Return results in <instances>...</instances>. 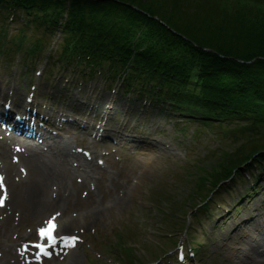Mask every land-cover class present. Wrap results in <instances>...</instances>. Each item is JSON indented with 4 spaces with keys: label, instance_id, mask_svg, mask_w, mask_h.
<instances>
[{
    "label": "rangeland",
    "instance_id": "rangeland-1",
    "mask_svg": "<svg viewBox=\"0 0 264 264\" xmlns=\"http://www.w3.org/2000/svg\"><path fill=\"white\" fill-rule=\"evenodd\" d=\"M18 26L15 20L12 28ZM54 42L52 39L51 44ZM41 64L37 68L45 72L44 64ZM57 75L58 71L54 69L52 76H37L31 67L26 69L16 63L10 70H0V89H15L18 98H25L23 109L20 105L12 106V97L5 96L0 98V106L6 109L4 104L8 102L7 111L20 117L15 121L22 128L36 129L42 123L50 131H58L73 149L77 146L76 150L93 155L99 169L97 173L90 171L92 197L96 202L106 204L110 197L122 198L120 207L103 205L102 214L94 223H89L84 232L78 233L79 226L76 225L64 231L68 237L79 238L75 249L76 264H130L125 261L127 259H120V247L132 250L133 264H230L228 250L220 245L223 234L227 224L238 222V215L248 213L251 207L257 205L259 210H264V179L255 182L252 177V182L248 183V178H237L232 188L224 190L225 187H220L212 192L209 188L197 191L194 180L201 168L214 171L224 154L235 153L259 136L264 128L237 125L232 121L221 123L219 127L198 125L186 121L183 114L169 113L166 104L160 107L147 101L146 97L142 102L139 96L130 94L117 95L114 100L111 89L105 87L100 94L96 92L100 87H94L93 91L89 85L85 86L86 83L76 85L70 78L67 82L68 73ZM94 76L92 81L100 84L102 77ZM116 82L119 81L116 79L113 84ZM32 87L35 90L33 99L30 97ZM5 109L0 108V130L9 133L12 131L4 123ZM74 113L80 115L75 117ZM54 116L55 122L52 121ZM63 116L67 119L62 126ZM44 118L49 121L47 125L41 121ZM71 119L81 125L88 124L93 128L91 130L98 128L100 136L92 139L84 133L83 137L79 128L70 125ZM102 129L109 134H104ZM81 139L85 140L83 144L86 141L89 144H79ZM0 140L1 151L4 147L3 139ZM17 140L21 142L23 137ZM255 185L263 187L260 190L262 196L254 199L256 203L241 201L239 196H245L249 191L251 194ZM77 194L85 202L86 191L78 190ZM209 194L207 203L201 205L204 195ZM76 197L74 192L73 198ZM73 207L68 208L66 214L71 210L76 212ZM82 207H78L83 209L81 212L85 211L86 205ZM15 208L14 218L7 225H0V258L7 259L8 251L14 253L24 242L27 241L26 246H29V242L35 241L36 228L54 214L56 205L34 216ZM25 237L27 240L23 241ZM124 244L126 247L122 246ZM63 262L64 258H55L46 264Z\"/></svg>",
    "mask_w": 264,
    "mask_h": 264
},
{
    "label": "trees",
    "instance_id": "trees-1",
    "mask_svg": "<svg viewBox=\"0 0 264 264\" xmlns=\"http://www.w3.org/2000/svg\"><path fill=\"white\" fill-rule=\"evenodd\" d=\"M40 60L49 76L117 79L188 121L264 128V0H0L1 69ZM218 161L196 172L197 191L264 179V129Z\"/></svg>",
    "mask_w": 264,
    "mask_h": 264
},
{
    "label": "bare ground",
    "instance_id": "bare-ground-1",
    "mask_svg": "<svg viewBox=\"0 0 264 264\" xmlns=\"http://www.w3.org/2000/svg\"><path fill=\"white\" fill-rule=\"evenodd\" d=\"M17 95L19 93L15 89L6 87L0 89V98L2 96L12 97L10 104H13L12 106L20 105V108L23 109L22 106L25 104L23 99L25 98H18ZM4 106L6 109L0 106L7 112L4 123L11 131L15 122L17 131L21 132L19 134L23 140L20 142L13 135L9 136L7 131L0 130V138L3 139L2 146L4 147V150L0 151V176L4 177L0 183L5 187L4 193L1 194L7 197L5 204L0 207V225H7L11 218H14L15 207H19L23 214L34 216L45 212L47 208L55 204L56 210L51 216L59 213L55 221L58 225L55 234L58 237H64L66 236L64 231L71 225L79 226L78 233L84 232L89 223H94L102 214L103 205L109 204L107 208L116 205L122 206V198L117 199V196L110 197L106 204L101 201L96 202L92 197L94 195L93 180L90 171L96 173L99 171L93 155L76 150L77 146H74L75 149H73L70 143L59 135L58 131H50L42 123H39L40 128L32 129L28 126L26 129L22 128L15 121L20 117L7 111L10 107L9 103L6 102ZM25 108H27L26 105ZM1 115L5 116L2 113ZM44 119L46 120V118ZM54 119H52L53 122L56 121L55 116ZM66 119L63 116L62 126ZM11 120L14 122L10 123ZM70 124L76 129L79 128V133L83 137L85 134L90 135L92 139L100 136L98 128L96 131L91 130L93 128L88 124L81 125L74 121H71ZM73 135L75 136V133ZM83 142L85 140L81 139L79 144L86 146L89 144L87 141L85 144ZM261 187L253 186L255 188L253 194L240 197L241 201L256 203L254 199L262 196L260 190L263 187ZM78 190L86 191L85 202L82 197H78ZM74 192L77 195L76 198H73ZM85 205V211L81 212L83 209H78V207L84 208L82 206ZM72 206L77 207V209L73 207L76 212L71 210L66 214L68 208L71 209ZM78 245L79 242L76 241L75 247L62 250L58 241L55 248L49 249L51 260H54L55 257L64 258L65 262L62 264H76L78 256L75 249ZM220 245L228 250L230 264H264V210H259L255 205L250 208L248 213L238 215V222H234L232 225L227 224V231L223 234ZM30 250L36 252L32 248L27 251L28 254L18 252V258L6 260L0 264H45V260L48 258L42 257L40 261L33 260L34 252Z\"/></svg>",
    "mask_w": 264,
    "mask_h": 264
},
{
    "label": "snow or ice",
    "instance_id": "snow-or-ice-1",
    "mask_svg": "<svg viewBox=\"0 0 264 264\" xmlns=\"http://www.w3.org/2000/svg\"><path fill=\"white\" fill-rule=\"evenodd\" d=\"M3 179L4 177L0 176V180H3ZM3 188H4V184L0 183V189H3ZM6 198H7L6 195L0 194V207H2L5 204ZM57 216H59V213H57L55 216L47 220L46 226L40 227L37 229V235L40 241L34 244V247L37 249L35 253V259L37 261L41 259V255L50 256L51 252L49 251V249L55 248L58 241L60 242V247L62 250L76 246V241H78L79 239L77 236L58 237L55 234L58 228V225L55 223ZM45 240L47 242L43 243V241Z\"/></svg>",
    "mask_w": 264,
    "mask_h": 264
}]
</instances>
